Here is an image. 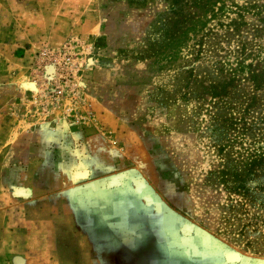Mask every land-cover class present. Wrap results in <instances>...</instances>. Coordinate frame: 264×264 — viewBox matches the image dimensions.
Here are the masks:
<instances>
[{
    "label": "rangeland",
    "instance_id": "rangeland-1",
    "mask_svg": "<svg viewBox=\"0 0 264 264\" xmlns=\"http://www.w3.org/2000/svg\"><path fill=\"white\" fill-rule=\"evenodd\" d=\"M188 18L200 26L169 57ZM84 19L103 33H72ZM12 49L25 77L9 91L2 80L0 94L21 87L60 107L68 141L47 145L3 184L47 195L134 169L125 180L141 178L142 191L210 243L264 262V0H0V60ZM31 169L40 176L24 177ZM74 169L88 174L73 178ZM94 207V240L58 225L63 261L106 264L90 251L131 248L119 229L94 222Z\"/></svg>",
    "mask_w": 264,
    "mask_h": 264
},
{
    "label": "crops",
    "instance_id": "crops-1",
    "mask_svg": "<svg viewBox=\"0 0 264 264\" xmlns=\"http://www.w3.org/2000/svg\"><path fill=\"white\" fill-rule=\"evenodd\" d=\"M72 33L94 38L103 33V27L84 19L76 24ZM19 59L23 56L14 54L12 49L6 57L8 62L0 60V82L4 80L2 86L8 91L18 86L16 82L21 81L20 77H25L14 71V63ZM31 98H37L33 91L21 87L7 95L0 94V103L8 101L5 107H0V264H12L11 259L16 255L23 259V264H69L58 255V242L62 238L58 225H72L77 231L80 226L73 221L70 209L59 201L58 194L62 190L50 188L41 192L52 194L39 195L40 190L34 192L27 187L28 195L16 196L13 188L24 186H15L7 179L6 185L1 182V178L13 176L16 168L22 166V170H26V166L29 170V162L38 163L47 145L68 141V134L63 132L64 122L59 121L63 116L61 108L40 104L38 98L39 105L30 110L20 106L19 102ZM4 165L9 167L5 169ZM22 173L24 177L41 174L35 169ZM81 237L91 239L86 232H81Z\"/></svg>",
    "mask_w": 264,
    "mask_h": 264
},
{
    "label": "flooded vegetation",
    "instance_id": "flooded-vegetation-1",
    "mask_svg": "<svg viewBox=\"0 0 264 264\" xmlns=\"http://www.w3.org/2000/svg\"><path fill=\"white\" fill-rule=\"evenodd\" d=\"M133 180L138 178L120 179L118 185L103 188L97 194V204L93 205L106 208L104 217L96 213L94 207V222L103 220L106 230L111 227L119 229L116 236L132 246L122 250L105 249L103 253L91 250L90 258L93 260L102 257L106 264H264L237 254L232 259L230 251L210 243L204 234L179 217L170 205L166 207L153 200L142 191L143 186L135 187ZM145 196L149 197V202L143 200ZM188 227L190 230H187Z\"/></svg>",
    "mask_w": 264,
    "mask_h": 264
},
{
    "label": "water",
    "instance_id": "water-1",
    "mask_svg": "<svg viewBox=\"0 0 264 264\" xmlns=\"http://www.w3.org/2000/svg\"><path fill=\"white\" fill-rule=\"evenodd\" d=\"M135 172L134 169H127L120 171L116 174L108 176L106 178L92 179L81 184H76L71 187H68L59 192L58 196L65 199L68 208L71 211L73 221L80 226L81 232H86V234L93 235L92 232V219H91V210L90 205L95 203L92 197L97 196L103 188H108L111 186H116L119 183V180L126 178L129 174ZM88 174L86 169H74L72 171V177L76 179L85 178ZM132 184L135 187H142L144 182L141 178L138 180H133ZM144 187V186H143ZM30 192L27 187H14L13 194L16 196H26ZM145 202H149V197H143ZM187 230H190L189 227ZM92 240V239H89ZM235 254V252L230 251L229 254ZM12 264H23V259L16 255L11 259Z\"/></svg>",
    "mask_w": 264,
    "mask_h": 264
},
{
    "label": "trees",
    "instance_id": "trees-1",
    "mask_svg": "<svg viewBox=\"0 0 264 264\" xmlns=\"http://www.w3.org/2000/svg\"><path fill=\"white\" fill-rule=\"evenodd\" d=\"M187 27L180 31L177 35L171 38L166 45V53L169 57H174L177 54L180 44L189 37V34H195L200 26V19L188 18Z\"/></svg>",
    "mask_w": 264,
    "mask_h": 264
},
{
    "label": "bare ground",
    "instance_id": "bare-ground-1",
    "mask_svg": "<svg viewBox=\"0 0 264 264\" xmlns=\"http://www.w3.org/2000/svg\"><path fill=\"white\" fill-rule=\"evenodd\" d=\"M235 257H234V255H233V258L232 259H234Z\"/></svg>",
    "mask_w": 264,
    "mask_h": 264
}]
</instances>
